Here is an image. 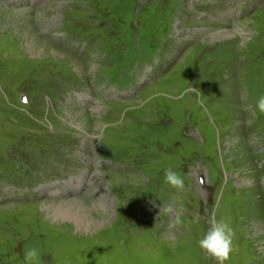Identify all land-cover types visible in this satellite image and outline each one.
<instances>
[{
  "label": "rangeland",
  "instance_id": "obj_1",
  "mask_svg": "<svg viewBox=\"0 0 264 264\" xmlns=\"http://www.w3.org/2000/svg\"><path fill=\"white\" fill-rule=\"evenodd\" d=\"M260 96L264 0H0V264H264Z\"/></svg>",
  "mask_w": 264,
  "mask_h": 264
},
{
  "label": "clouds",
  "instance_id": "obj_2",
  "mask_svg": "<svg viewBox=\"0 0 264 264\" xmlns=\"http://www.w3.org/2000/svg\"><path fill=\"white\" fill-rule=\"evenodd\" d=\"M256 114H264V96H260L254 103ZM164 183L175 190L176 195L159 209V215L170 217L168 230H173L182 224L181 214L183 206L179 200V195L186 191L184 177L169 168L164 171ZM198 222V218H197ZM208 229L198 240L199 248L210 257L216 264H225L230 259L233 252V239L235 233L230 223L225 218H217L215 212L211 213L207 220ZM191 221L189 222V225ZM26 264H38L39 253L36 248L27 249L24 253Z\"/></svg>",
  "mask_w": 264,
  "mask_h": 264
},
{
  "label": "bare ground",
  "instance_id": "obj_3",
  "mask_svg": "<svg viewBox=\"0 0 264 264\" xmlns=\"http://www.w3.org/2000/svg\"><path fill=\"white\" fill-rule=\"evenodd\" d=\"M45 42H46V41H44V40H42V41H41V40H38V41L36 42V45H37L39 48L42 49V47L45 46ZM42 51H43V50H42ZM54 54H55V53H54ZM57 54L64 55L65 53L62 54V53H60V52H59V53L57 52ZM91 219H92V218H91ZM87 220H88V219H87ZM81 222H83V221H81ZM84 222H85V221H84ZM84 222H83V223H84ZM90 222H91V221H90ZM91 223H92V222H91ZM80 225H81V224H80ZM87 225H88V224H87Z\"/></svg>",
  "mask_w": 264,
  "mask_h": 264
},
{
  "label": "water",
  "instance_id": "obj_4",
  "mask_svg": "<svg viewBox=\"0 0 264 264\" xmlns=\"http://www.w3.org/2000/svg\"><path fill=\"white\" fill-rule=\"evenodd\" d=\"M202 181H204L203 178H202Z\"/></svg>",
  "mask_w": 264,
  "mask_h": 264
}]
</instances>
